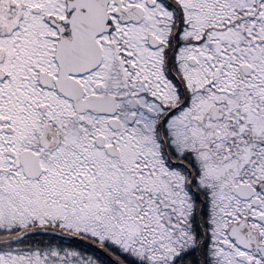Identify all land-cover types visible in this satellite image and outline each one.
I'll use <instances>...</instances> for the list:
<instances>
[{
	"label": "snow or ice",
	"instance_id": "obj_1",
	"mask_svg": "<svg viewBox=\"0 0 264 264\" xmlns=\"http://www.w3.org/2000/svg\"><path fill=\"white\" fill-rule=\"evenodd\" d=\"M0 264H264V0H0Z\"/></svg>",
	"mask_w": 264,
	"mask_h": 264
}]
</instances>
